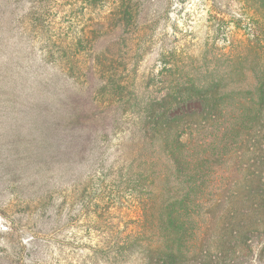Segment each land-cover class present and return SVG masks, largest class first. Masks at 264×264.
Returning <instances> with one entry per match:
<instances>
[{
	"label": "rangeland",
	"instance_id": "374dc122",
	"mask_svg": "<svg viewBox=\"0 0 264 264\" xmlns=\"http://www.w3.org/2000/svg\"><path fill=\"white\" fill-rule=\"evenodd\" d=\"M215 83L182 174L147 105ZM262 83L264 0H0V264H143L183 197L191 262L264 264Z\"/></svg>",
	"mask_w": 264,
	"mask_h": 264
},
{
	"label": "trees",
	"instance_id": "16d2710c",
	"mask_svg": "<svg viewBox=\"0 0 264 264\" xmlns=\"http://www.w3.org/2000/svg\"><path fill=\"white\" fill-rule=\"evenodd\" d=\"M211 86H201L198 92L188 95L183 100H181L182 98L163 97L160 100H153L147 105L149 115L146 114L143 125L145 129L144 139H147L148 133L152 134L153 137L159 133V137L163 139L165 146L169 149L175 170L182 174L199 176L200 172L196 162L205 158L203 156L198 157L196 161L191 156L194 138L201 132V129L198 130L197 123L194 122L200 120L201 117V124L208 122L209 117L205 114H214L213 112L216 113L217 110L219 112L223 104L222 101L225 100V94L221 90L220 84L215 83ZM260 88L264 99V83L260 85ZM187 100H189L188 103H186ZM188 109H195V112L188 113ZM261 112L264 118V111ZM222 113L226 115L227 111L223 110ZM163 118L172 121V124H161ZM203 126L206 127V125ZM179 201L186 204L187 197H183L177 202L174 201L167 206L165 229L168 235L159 246L154 247L152 245L147 248L142 257L143 264H202V262H191L188 259V254L191 251L190 245L195 242L193 241L194 234H187L184 224L180 223L182 214L180 211L173 210L172 205H176ZM230 208L233 209L231 205ZM145 211L146 209H144ZM186 236L187 239L190 238V241H184ZM221 255L222 252L220 251L218 260L215 258L213 262H219L222 258Z\"/></svg>",
	"mask_w": 264,
	"mask_h": 264
}]
</instances>
